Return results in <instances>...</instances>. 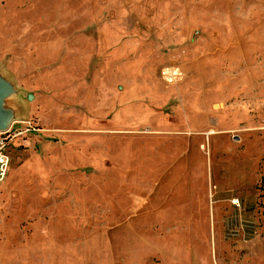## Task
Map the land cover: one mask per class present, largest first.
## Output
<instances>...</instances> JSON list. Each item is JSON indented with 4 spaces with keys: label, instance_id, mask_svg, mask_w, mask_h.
<instances>
[{
    "label": "rangeland",
    "instance_id": "rangeland-1",
    "mask_svg": "<svg viewBox=\"0 0 264 264\" xmlns=\"http://www.w3.org/2000/svg\"><path fill=\"white\" fill-rule=\"evenodd\" d=\"M0 81V264H264V0H0Z\"/></svg>",
    "mask_w": 264,
    "mask_h": 264
},
{
    "label": "built area",
    "instance_id": "built-area-1",
    "mask_svg": "<svg viewBox=\"0 0 264 264\" xmlns=\"http://www.w3.org/2000/svg\"><path fill=\"white\" fill-rule=\"evenodd\" d=\"M16 124L19 125L15 127ZM38 131L39 129L34 121L27 118L23 121H15L10 128L0 132V184L6 180L9 172L11 163L10 146L18 137L24 141L27 136Z\"/></svg>",
    "mask_w": 264,
    "mask_h": 264
},
{
    "label": "water",
    "instance_id": "water-1",
    "mask_svg": "<svg viewBox=\"0 0 264 264\" xmlns=\"http://www.w3.org/2000/svg\"><path fill=\"white\" fill-rule=\"evenodd\" d=\"M11 94L9 86L0 81V132L7 130L21 118H15L16 108L8 101ZM27 118H24L25 120Z\"/></svg>",
    "mask_w": 264,
    "mask_h": 264
},
{
    "label": "crops",
    "instance_id": "crops-1",
    "mask_svg": "<svg viewBox=\"0 0 264 264\" xmlns=\"http://www.w3.org/2000/svg\"><path fill=\"white\" fill-rule=\"evenodd\" d=\"M37 138H38V133L36 134V133H32L31 135H29V136H27V139L26 140H22V139H16V141H18L19 142V145H24V146H28V144H30L29 142L30 141H32V140H37ZM15 141V142H16ZM15 142L10 146V156H11V149H12V147L13 146H16L15 145ZM17 143V142H16ZM11 159H12V157H11ZM9 173V172H8ZM2 184V183H1Z\"/></svg>",
    "mask_w": 264,
    "mask_h": 264
},
{
    "label": "bare ground",
    "instance_id": "bare-ground-1",
    "mask_svg": "<svg viewBox=\"0 0 264 264\" xmlns=\"http://www.w3.org/2000/svg\"><path fill=\"white\" fill-rule=\"evenodd\" d=\"M121 198V197H120ZM142 200V199H141ZM138 207V206H137Z\"/></svg>",
    "mask_w": 264,
    "mask_h": 264
}]
</instances>
